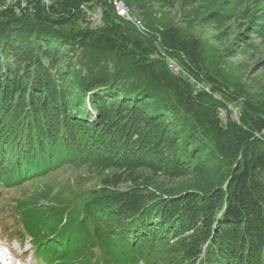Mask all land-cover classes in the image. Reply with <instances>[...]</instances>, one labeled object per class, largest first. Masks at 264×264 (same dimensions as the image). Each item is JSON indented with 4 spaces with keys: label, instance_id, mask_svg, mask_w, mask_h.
I'll return each mask as SVG.
<instances>
[{
    "label": "trees",
    "instance_id": "16d2710c",
    "mask_svg": "<svg viewBox=\"0 0 264 264\" xmlns=\"http://www.w3.org/2000/svg\"><path fill=\"white\" fill-rule=\"evenodd\" d=\"M0 1V192L66 165L136 173L122 180L111 173L64 203L19 202L16 234L30 235L37 260L264 264V97L219 68L199 40L153 16L144 15L141 34L106 0ZM95 6L102 24L91 28L82 7ZM63 42L81 49L80 71L60 67ZM161 50L201 88L184 73L171 75ZM235 99L239 124L217 113ZM226 107L233 118L232 104ZM209 137L215 149L224 140L216 154L223 161L188 168L200 146L194 139L207 145ZM213 162L226 165L216 171ZM139 169L187 176L199 190L146 194Z\"/></svg>",
    "mask_w": 264,
    "mask_h": 264
},
{
    "label": "rangeland",
    "instance_id": "374dc122",
    "mask_svg": "<svg viewBox=\"0 0 264 264\" xmlns=\"http://www.w3.org/2000/svg\"><path fill=\"white\" fill-rule=\"evenodd\" d=\"M4 1L7 3L11 0ZM2 2L0 1L1 10L6 8V5ZM106 2L113 7L115 14L117 11L115 2H121L130 16V19L127 20L141 34H145L147 30V22L144 21L146 16H153L156 19L163 20L164 24L178 27L184 33L183 35H187L191 40H199L206 49L207 57L214 60L218 67L226 70L230 76L236 78L248 92L264 97V0H143V4L139 9L127 7L123 0H106ZM18 4L19 7H25L21 2ZM16 12L18 13V11ZM144 15L146 16L144 17ZM101 24L91 28H97ZM162 27L157 26V29ZM63 43L60 46L61 59L58 58L60 67L63 70L67 68L68 72L80 71L83 67L79 62L81 49L77 44ZM155 44L157 46V42ZM160 57L166 61V64L168 60H174L173 63L181 69L178 57L173 59L169 54L165 55L162 50ZM179 58L183 57L180 56ZM165 69L171 75L175 73L168 64ZM82 73H84L83 70ZM184 74L187 80L193 79V81L199 82L186 71ZM207 89H209V85ZM239 101V99H235L219 106L217 108L218 116L223 119L229 117L231 121L239 124L241 120V103ZM231 104L239 107L240 115L237 118L230 117L228 113L226 116H221L220 109H226V106ZM186 109L184 108V112L188 114L189 111L188 109L185 111ZM227 111L229 112L228 109ZM199 133L198 135H200ZM209 139L207 145L203 144L199 138L194 139L200 146L195 147L196 149H193L192 154L189 152L191 160L188 161V168L193 170L197 168L200 171L202 167H207V160L209 159L218 160L217 163L223 161L224 157L223 159H217L216 154H223L221 144L224 140L217 138V141L221 144L219 143V146L215 149L211 147L212 138L209 137ZM210 164L216 167V171L222 170L226 164L230 172L235 167L233 161L222 165H215V162ZM133 171H117L112 168L97 171L91 167L66 165L42 178L27 181L22 186L4 188L0 192V229H2L0 231V264H37L32 256V250L34 249L30 235L23 233L22 236H18L11 233L13 232L12 229L17 230V228H20L19 230H22L21 214L18 208L19 202L25 201V205L21 204L20 208L29 205L27 201L41 204L45 201L64 203L82 196L86 189L97 185L101 178L111 173L118 174L117 179L122 180L128 176L132 178L131 176L136 175ZM135 171H139L143 175L141 179H138L137 184L142 182L140 189L146 194L157 191L166 194L170 191V193H186L195 189L196 191L199 190V186L187 185L186 181H190L189 178H185L187 176L168 178L162 173L159 174L150 170L139 169ZM192 173L189 176L194 175L195 178L199 177V179L206 180L207 176L200 177L198 173ZM123 184L116 185L121 187ZM96 258H92V261ZM74 262L73 264L79 263L78 261ZM39 264H42V261Z\"/></svg>",
    "mask_w": 264,
    "mask_h": 264
},
{
    "label": "built area",
    "instance_id": "2783aa9c",
    "mask_svg": "<svg viewBox=\"0 0 264 264\" xmlns=\"http://www.w3.org/2000/svg\"><path fill=\"white\" fill-rule=\"evenodd\" d=\"M20 2L22 5L26 4V0H20ZM42 2H45V5H46V4H48L49 0H42ZM7 3H9V2H7ZM121 7L125 11V8L122 5V3H121ZM82 8L85 11V14H86L88 21L94 25L93 27H95L98 24H101L102 11H101L100 7L97 6L93 9H88L85 7H82ZM173 61L174 60L171 59V65L175 69L177 74L184 73V71L182 69H180L179 66H177L175 63H173ZM191 83H194L196 88H201V85L198 82L193 81V79H191ZM202 88L207 89V87H202ZM222 111H223V109H220V115L221 116H222ZM239 115H240L239 107L237 105L233 106V118H237Z\"/></svg>",
    "mask_w": 264,
    "mask_h": 264
},
{
    "label": "bare ground",
    "instance_id": "6f19581e",
    "mask_svg": "<svg viewBox=\"0 0 264 264\" xmlns=\"http://www.w3.org/2000/svg\"><path fill=\"white\" fill-rule=\"evenodd\" d=\"M116 3V9H117V13L120 15V16H127V17H129V15L127 14V11H126V8H125V11L122 9V7H121V2H115ZM129 12V11H128ZM118 15V16H119ZM130 18V17H129ZM169 67H170V69L173 71V72H175V73H177L176 71H175V69L172 67V65H171V60L169 61ZM208 90V89H207ZM226 111V110H225ZM225 111H222V114H225V113H227V112H225ZM232 111V110H231Z\"/></svg>",
    "mask_w": 264,
    "mask_h": 264
}]
</instances>
